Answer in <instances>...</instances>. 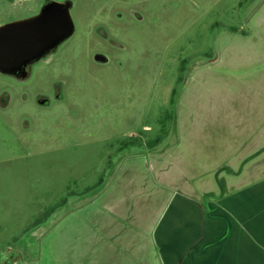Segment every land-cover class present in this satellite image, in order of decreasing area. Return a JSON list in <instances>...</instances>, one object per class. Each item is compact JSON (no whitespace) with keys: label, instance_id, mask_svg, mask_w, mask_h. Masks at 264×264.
I'll return each mask as SVG.
<instances>
[{"label":"rangeland","instance_id":"obj_1","mask_svg":"<svg viewBox=\"0 0 264 264\" xmlns=\"http://www.w3.org/2000/svg\"><path fill=\"white\" fill-rule=\"evenodd\" d=\"M53 4L72 30L0 66V264H127L124 201L160 207L163 164L264 99V0H0V29Z\"/></svg>","mask_w":264,"mask_h":264},{"label":"crops","instance_id":"obj_2","mask_svg":"<svg viewBox=\"0 0 264 264\" xmlns=\"http://www.w3.org/2000/svg\"><path fill=\"white\" fill-rule=\"evenodd\" d=\"M258 88L227 98L206 160L179 161L177 177L163 164L160 207L148 199L138 212L125 201L122 209L108 208L127 213L128 237L120 242L127 264H264V99Z\"/></svg>","mask_w":264,"mask_h":264},{"label":"water","instance_id":"obj_3","mask_svg":"<svg viewBox=\"0 0 264 264\" xmlns=\"http://www.w3.org/2000/svg\"><path fill=\"white\" fill-rule=\"evenodd\" d=\"M72 30L67 7L53 4L40 16L0 29V66L15 67L56 43Z\"/></svg>","mask_w":264,"mask_h":264},{"label":"flooded vegetation","instance_id":"obj_4","mask_svg":"<svg viewBox=\"0 0 264 264\" xmlns=\"http://www.w3.org/2000/svg\"><path fill=\"white\" fill-rule=\"evenodd\" d=\"M23 21H25V20H23ZM17 22H20V21H15L14 23H17ZM14 23H12V24H14Z\"/></svg>","mask_w":264,"mask_h":264},{"label":"trees","instance_id":"obj_5","mask_svg":"<svg viewBox=\"0 0 264 264\" xmlns=\"http://www.w3.org/2000/svg\"><path fill=\"white\" fill-rule=\"evenodd\" d=\"M174 93H175V90H174ZM173 101V100H172Z\"/></svg>","mask_w":264,"mask_h":264}]
</instances>
